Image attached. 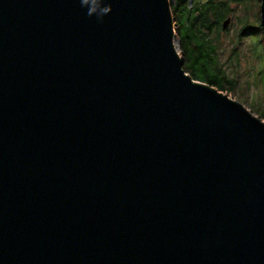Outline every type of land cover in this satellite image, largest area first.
Here are the masks:
<instances>
[{"label": "water", "instance_id": "water-1", "mask_svg": "<svg viewBox=\"0 0 264 264\" xmlns=\"http://www.w3.org/2000/svg\"><path fill=\"white\" fill-rule=\"evenodd\" d=\"M174 21L0 0V264H264V122L185 71Z\"/></svg>", "mask_w": 264, "mask_h": 264}, {"label": "trees", "instance_id": "trees-1", "mask_svg": "<svg viewBox=\"0 0 264 264\" xmlns=\"http://www.w3.org/2000/svg\"><path fill=\"white\" fill-rule=\"evenodd\" d=\"M180 1V0H179ZM188 0H181L175 8L171 6L174 24L178 27V36L184 55V69L191 77L200 82L224 91L227 87L233 90V82L227 76L228 65L239 57L237 42L244 34H256L258 44L263 43L264 34L261 26L252 25L247 18L242 19L236 34L237 42L230 44L231 51L226 61L221 55L226 53V44L221 36L229 31L222 30V23L232 14L230 5L236 3L248 9L247 0H193L191 7ZM259 17L257 16L256 21ZM238 21V18H235ZM258 28V30H257ZM260 102V99L258 100ZM258 102V103H259ZM251 107V106H250ZM259 106L252 110L264 116Z\"/></svg>", "mask_w": 264, "mask_h": 264}, {"label": "rangeland", "instance_id": "rangeland-1", "mask_svg": "<svg viewBox=\"0 0 264 264\" xmlns=\"http://www.w3.org/2000/svg\"><path fill=\"white\" fill-rule=\"evenodd\" d=\"M181 1V0H180ZM179 0H169L173 8L177 7L180 3ZM248 9L244 6L233 3L230 5V10H233L231 21L228 25L229 31L223 33L221 36L222 42L226 44V53L221 55V60L226 61L230 55V44L237 42L236 34L240 29L239 22L247 18L252 25L260 27V1L261 0H247ZM189 7L192 6L193 0H188ZM257 16L259 17L256 21ZM238 18V21L235 20ZM176 28H178L175 25ZM258 30V28H257ZM176 47L178 54L181 58L184 57L183 50L181 49V41L176 34ZM264 41V39H263ZM239 57L228 65L227 76L233 82V90L227 87L224 94L229 97L240 101L246 109L251 111L256 117L264 122V116L259 115L252 110L259 106L264 111V47L263 43L258 44L256 34H243L237 42ZM184 59V58H183ZM260 99V102L258 101ZM259 102V103H258ZM251 106V107H250Z\"/></svg>", "mask_w": 264, "mask_h": 264}]
</instances>
